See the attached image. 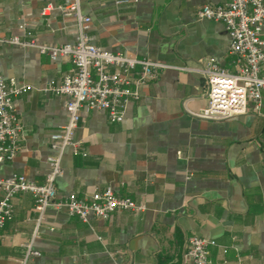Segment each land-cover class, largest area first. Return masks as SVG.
Wrapping results in <instances>:
<instances>
[{"label":"crops","instance_id":"0c3cea01","mask_svg":"<svg viewBox=\"0 0 264 264\" xmlns=\"http://www.w3.org/2000/svg\"><path fill=\"white\" fill-rule=\"evenodd\" d=\"M83 0L92 17L94 44L172 66L142 90L120 122L83 108L56 186L59 196H91L112 187L145 206L109 219L84 222L49 206L39 223L31 193L14 198L12 220L0 227V264H183L191 236L215 239L209 264H264V94L242 114L209 119L204 76L194 70L206 57L234 71L230 37L222 22L199 19L204 4L226 0ZM65 0H0V39L19 36L61 45L79 39L78 21L65 16ZM54 6L43 15L46 5ZM264 37V29H263ZM73 68L37 48L0 42V70L27 86L16 104L23 130L13 161L0 162V178L14 173L43 183L55 151L51 138L68 121L66 96L48 90ZM2 193L0 192V199Z\"/></svg>","mask_w":264,"mask_h":264},{"label":"built area","instance_id":"2783aa9c","mask_svg":"<svg viewBox=\"0 0 264 264\" xmlns=\"http://www.w3.org/2000/svg\"><path fill=\"white\" fill-rule=\"evenodd\" d=\"M83 0H65L59 6L65 16L78 21L79 39L71 44L51 45L38 43L33 37L2 38L0 42L37 48L56 60L67 58L73 68L60 81L51 82L48 90L66 96L68 121L51 138L55 151L49 157L50 171L43 183L24 174L14 173L0 178V227L12 220L14 198L31 193L34 210L40 223L49 206L66 209L84 222L92 218L109 219L120 210L141 212L145 206L131 198L116 194L112 187L97 190L91 196L81 197L76 192L59 196L56 180L61 172V161L68 148L75 154L86 155L75 140L81 120V110L89 108L107 113L110 122H120L127 106L142 98V90L159 74L171 68L169 64L128 52H113L94 44L90 37L92 17L81 9ZM137 1V0H135ZM128 0H118L123 4ZM54 6L43 7L42 14L50 15ZM199 19L222 22L230 37V54L234 57V71L219 65L217 58L206 57L198 67H176L200 72L206 82L207 108L202 114L209 119H227L245 113L252 103L254 110L261 108L264 94V0H226L223 4H204L197 11ZM27 86L6 79L0 70V162L13 161L21 147L23 125L17 109V98ZM212 248L223 254L228 247L215 239L191 236L184 253L183 264H209ZM37 252L27 244V253L21 264H27Z\"/></svg>","mask_w":264,"mask_h":264}]
</instances>
